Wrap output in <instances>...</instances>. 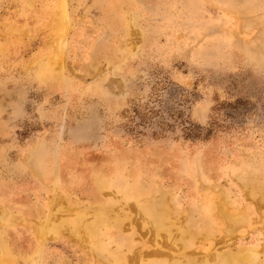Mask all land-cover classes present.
<instances>
[{
	"label": "rangeland",
	"instance_id": "1",
	"mask_svg": "<svg viewBox=\"0 0 264 264\" xmlns=\"http://www.w3.org/2000/svg\"><path fill=\"white\" fill-rule=\"evenodd\" d=\"M151 200L264 264V0H0V264L144 256Z\"/></svg>",
	"mask_w": 264,
	"mask_h": 264
},
{
	"label": "bare ground",
	"instance_id": "2",
	"mask_svg": "<svg viewBox=\"0 0 264 264\" xmlns=\"http://www.w3.org/2000/svg\"><path fill=\"white\" fill-rule=\"evenodd\" d=\"M138 182V181H137ZM124 183V182H123ZM120 184V183H119ZM126 184V183H125ZM142 184V183H141ZM125 186V185H124ZM121 187V186H120ZM137 188L139 187V184L136 186ZM146 187V186H145ZM148 187V186H147ZM146 187V188H147ZM124 188V187H123ZM122 189V188H121ZM125 189V188H124ZM154 191V190H153ZM123 193V192H121ZM149 193V192H148ZM147 194V192L144 189H135L132 191H128L125 193V195L128 197H140L142 195ZM149 196V195H148ZM158 197V196H157ZM161 198V197H160ZM159 199V198H158ZM133 200V199H132ZM141 200V199H140ZM126 201V200H125ZM164 201V200H163ZM216 201V200H215ZM149 203V202H148ZM164 204V203H163ZM208 203H206L207 205ZM224 204V203H222ZM133 206V205H132ZM225 206V204H224ZM159 207L160 204H158L156 201H152L149 205V208L151 209V212H146L145 210V218L146 220L152 225L153 231H154V236L156 237H160L161 239H155L154 240V245H155V249L152 252L151 250L148 249V251H150V253H146L145 255L149 256L151 258H144L143 253H139V251H135L132 250L131 252L134 253V255L132 257H129V255L127 254L126 251L128 250V246L125 244L123 245H119V247L112 251L109 254H107L106 252H104L103 257L104 258H109L108 264H134L135 262H139V264H207L208 261L210 260V258H213V260H215L216 257L219 256V254L214 253V255L212 254L209 257V260L207 258H201L199 259V262H196L195 260H190V261H183L181 260V258H184L185 255H187V251L185 252V246L182 245L181 241H185V238L183 235H180V237L176 238L174 237L173 240H170V245L169 248L166 249L167 251L164 250V246L167 243V241L165 240V238L169 239L172 235L170 234V232L172 231L171 228L173 227V225L175 224L173 220L167 219V214L163 213V212H159ZM158 208V212H153ZM217 208V207H216ZM136 209V208H135ZM131 210V209H130ZM138 210V209H137ZM209 210V209H208ZM133 211V210H132ZM139 211V210H138ZM163 211V210H162ZM135 212V210H134ZM215 212V211H214ZM228 212V211H227ZM123 213V212H122ZM221 214V213H219ZM231 214V213H230ZM210 215V213H209ZM214 215V214H213ZM227 215V214H226ZM216 216V215H215ZM116 217V216H115ZM118 217V216H117ZM122 217V216H120ZM123 217H128L127 213L126 215H123ZM134 216H132L133 218ZM206 217V216H205ZM208 217V216H207ZM218 217V216H217ZM216 217V218H217ZM131 219V216H130ZM134 219V218H133ZM221 219V218H220ZM131 221V220H130ZM121 222V221H120ZM124 222V220H123ZM82 223V222H81ZM95 223V222H94ZM97 223V222H96ZM229 223V222H228ZM87 226H89V228L91 227V225L86 224ZM181 225V224H180ZM227 225V224H226ZM76 228L79 227L78 224L75 225ZM118 226V225H117ZM129 226V225H128ZM127 226V227H128ZM96 227V226H95ZM99 228V227H98ZM180 229V228H179ZM188 229V228H186ZM124 230V229H123ZM162 230H165L166 232H164V234L161 233ZM133 231V230H132ZM191 231V230H190ZM149 233V232H148ZM191 234V233H190ZM110 235V234H109ZM143 235V234H142ZM39 237L41 238L42 235ZM143 237V236H142ZM122 238V237H121ZM130 238V237H128ZM193 238V237H192ZM112 239V238H111ZM181 240V241H180ZM126 241V240H125ZM130 241V240H129ZM143 241V240H142ZM183 241V242H184ZM83 242V241H82ZM166 242V243H165ZM111 243V242H110ZM135 244V242H134ZM143 244V243H142ZM142 246V245H141ZM144 246V245H143ZM5 244L1 241L0 239V250L3 252L2 254L5 256L8 255V250L5 248ZM107 247V246H106ZM116 248V247H115ZM137 248V247H136ZM139 248V247H138ZM134 249V248H133ZM140 249V248H139ZM147 249V248H146ZM151 249V248H150ZM108 250V249H107ZM242 250V251H240ZM240 253H235L238 254L237 256H235V258H233V264H245L247 262V258H245V256L243 255V249H240ZM99 251V249H98ZM191 252V251H190ZM100 254V253H99ZM131 254V253H130ZM4 256V257H5ZM101 256V254H100ZM192 256V255H191ZM190 256V257H191ZM194 256V255H193ZM226 256V255H225ZM232 256V255H231ZM111 257V259H110ZM189 257V258H190ZM197 260V258H195ZM225 259V258H224ZM208 260V261H207ZM152 262V263H151ZM104 263V262H103ZM102 264V263H101ZM214 264V263H212Z\"/></svg>",
	"mask_w": 264,
	"mask_h": 264
}]
</instances>
